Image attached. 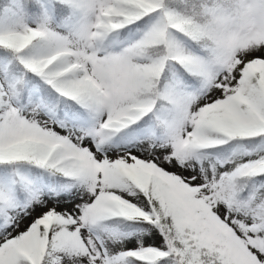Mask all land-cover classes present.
Segmentation results:
<instances>
[{"label": "snow or ice", "instance_id": "snow-or-ice-1", "mask_svg": "<svg viewBox=\"0 0 264 264\" xmlns=\"http://www.w3.org/2000/svg\"><path fill=\"white\" fill-rule=\"evenodd\" d=\"M0 264H264V0H0Z\"/></svg>", "mask_w": 264, "mask_h": 264}]
</instances>
